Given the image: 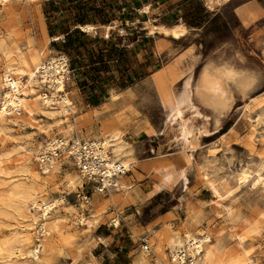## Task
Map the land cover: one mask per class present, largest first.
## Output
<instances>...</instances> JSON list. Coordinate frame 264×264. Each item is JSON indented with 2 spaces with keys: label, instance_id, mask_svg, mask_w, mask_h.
Instances as JSON below:
<instances>
[{
  "label": "rangeland",
  "instance_id": "1",
  "mask_svg": "<svg viewBox=\"0 0 264 264\" xmlns=\"http://www.w3.org/2000/svg\"><path fill=\"white\" fill-rule=\"evenodd\" d=\"M75 1L77 0H0V73L11 65L27 68L26 60L29 61L42 47L50 50L48 56L65 54L68 72L64 86L73 104L72 112L58 113L56 109L44 108L39 97L36 99L34 95H28V103H37L41 111L33 110L29 117L23 115L16 121L9 119L7 115L0 118V157L16 149L30 153L16 171L12 170L13 178H0V264H25L28 260V264H130L141 254H144L148 262L158 264L159 261L169 259V239L180 238L186 232L212 235L219 264H264V122L247 110L236 125L232 137L222 135L221 143L216 141L226 131L227 125L237 121L240 116L237 111L242 99L234 98L233 109L224 117L222 128L210 129L211 134L204 130L195 135L186 127V136L180 128L181 143L177 146L180 154L174 156L171 163L152 166L153 170H149L144 176L136 172H132V175L125 173L126 175L116 178L115 186L103 192L91 189L88 206L82 205L75 195L83 180L71 161L58 160L48 168L47 173H43L37 155L46 144V137L51 139L55 136L76 135L82 140L94 139L100 134V126L107 122L119 124L126 110L122 107L117 109L123 99L110 102L115 99L111 96L112 93L120 92L130 85L121 66L114 67L112 61L109 63L106 74L110 76L111 82L106 87L111 86L112 81L113 87L105 91L97 90L95 95L87 96L79 85L83 79L80 65L77 64L80 57L73 51L68 55L57 49V43L63 40V32L67 28H79L78 25H73L76 15L72 8ZM200 1L208 12L201 25L204 27L203 31L199 35L205 44L206 53L222 42L235 45L238 42L245 52V74L251 71L257 74V79L252 75L241 77L233 66L224 65L220 68L223 96L214 98L201 85L203 98L221 108L225 107L228 80H234L241 87V94L244 96L260 93L264 90V65L252 57L251 40L261 42L264 48V0H221L219 3ZM247 1L257 4L260 10L257 14H250L251 19L255 20L240 28L233 8ZM157 2L158 0H128L130 6L120 8L118 16L121 15V19L117 24L118 29L124 31L120 42L124 43L125 33L129 36L132 34V26H139V30L145 28L149 21L155 20L157 11L154 13L152 10L157 7ZM79 6L87 9L83 18L88 22L98 19L93 9H89L92 6L101 10L102 16L111 13L116 7L112 0H80ZM128 10L133 16L130 20L124 18ZM168 21L171 19L168 18ZM123 23L128 27H121ZM93 32L94 30L86 32L84 37L95 38L96 33ZM134 34V39H140L139 34ZM54 36L59 37L53 39ZM206 70L209 69L205 68L203 72ZM161 72L162 70H158L154 74ZM33 87L37 89L38 85L34 84ZM137 87L140 89L141 85ZM231 87L236 90L235 85ZM149 100L150 117L154 123H162L163 111L157 107L154 98ZM112 112L115 113L110 120L99 121L101 113ZM174 113L173 119H179ZM180 115L182 119L181 110ZM186 117H191V114ZM201 135L206 136L202 143L216 142L209 145L211 149H208L207 144H201L194 151L197 143L190 144L189 140ZM147 155L154 154L142 153L143 157ZM170 166L181 175L174 184L163 186L159 171L155 169ZM241 171L248 172L249 177L245 183L238 185L236 177ZM71 178H76L74 188L70 186ZM207 180H220L217 183L226 184L230 193L217 204V198L212 194ZM61 196L62 201L54 203L46 222V225L56 227L43 234L40 226L42 219L39 218L41 211L32 207L31 197L50 201ZM22 197L26 200L25 203L21 201ZM31 218H37L36 222L33 223ZM115 222L118 223L116 226L113 225ZM233 226L241 230L240 233H245L242 247L235 241ZM143 237H146L151 247L159 246L160 251L152 252L150 248L144 250L141 240ZM38 243L41 251L36 259L27 251L31 245Z\"/></svg>",
  "mask_w": 264,
  "mask_h": 264
},
{
  "label": "crops",
  "instance_id": "2",
  "mask_svg": "<svg viewBox=\"0 0 264 264\" xmlns=\"http://www.w3.org/2000/svg\"><path fill=\"white\" fill-rule=\"evenodd\" d=\"M181 1L158 0L157 7L152 10V12L157 11L156 13L154 12L156 14L155 20L149 21L145 28L139 30V26L138 28L132 26V34L129 36L125 33L124 43H119L120 47L129 51V56H135V63L133 60H130V72L131 74H137L139 77L124 90L116 92L117 96L114 100L110 101L111 103H115L117 100L123 99V102L117 106V109H121V107L126 109L124 116H121L119 120V124L117 122H107L104 126H100V134L95 139L102 138V128L116 127L121 131L123 140L128 145L130 151V160H134L130 164L131 167H127L128 171L126 174L132 175V172H136L144 176L147 175L146 173L149 170H153L152 166L171 163L174 156L180 154L177 146L181 143L179 135L180 123L182 121L186 127L190 128L191 134L195 135L199 131L204 130H207V133L211 134L210 129L216 130L222 128L224 117L233 109L235 97L242 99V103L237 111L240 116L235 123L227 125L226 131L216 139L217 142L221 143L222 135L228 138L232 137V133L236 131V125L244 117L247 110L254 117L257 115L259 120L263 121L264 90L255 95L244 96L241 94V87L234 80H228L225 107L221 108L220 105L208 102L203 98L200 82L205 68L214 69L220 75V68L222 66L231 65L238 71V75L241 77L252 75L257 79V74L255 71L245 74V52L238 42L236 45L234 43L222 42L214 50L206 53L205 44H203L202 38L199 36L204 27H189L183 21L181 17ZM113 2L116 7L111 13L103 14L102 18L86 23L93 26V33H96V37L104 40L109 38L122 40L123 37V30L118 29L117 22L121 19V15L118 16V13L121 12L123 7L126 8L130 4L127 3L128 0H112ZM117 4L122 5V7ZM259 10L260 8L257 4L247 1L236 5L233 8V13L240 23V28H243L245 24L249 25L255 20L254 18L251 19L250 14H257ZM128 14H131V12H127L124 18L130 20L127 16ZM168 18L171 21H168ZM174 24H182L186 32L179 37H173L171 34L156 30L157 28L152 33L149 31L152 25H161L163 28L169 29ZM121 27L127 28L128 26L123 23ZM133 33L139 34L140 39H134ZM61 35L63 34L61 33ZM114 35L118 36L115 37ZM142 38H145V41L142 42ZM251 43L253 44L252 57L264 65V48L261 42L251 40ZM158 58L162 59L159 60ZM112 62L115 67V61ZM158 70H162V72L158 75L154 74ZM257 73L259 72L257 71ZM231 83L233 85H230ZM137 85H141L140 89ZM234 85L236 90H233L231 87ZM151 97L154 98L157 107L164 113L162 123L156 124L150 117L151 102L149 98ZM246 97L247 100L245 99ZM245 103L247 107H245ZM178 108L183 114L181 121L177 118L173 119L174 112ZM115 112L108 114L101 113L98 116L99 121L105 122L110 120ZM189 113L191 117H186ZM204 138L206 136L201 135L199 138L189 140L190 144L197 143V146L193 149L194 151H197L201 144H207L208 149H210L209 145L216 142L204 141L202 143ZM109 143H112V141ZM111 147L112 151L113 148ZM112 152L114 153V151ZM144 152H151L154 155L143 157L142 153ZM122 176H118L117 179Z\"/></svg>",
  "mask_w": 264,
  "mask_h": 264
},
{
  "label": "bare ground",
  "instance_id": "3",
  "mask_svg": "<svg viewBox=\"0 0 264 264\" xmlns=\"http://www.w3.org/2000/svg\"><path fill=\"white\" fill-rule=\"evenodd\" d=\"M1 1H6V0H1ZM208 1H210L212 3H218L220 0H208ZM78 27L81 30H83L84 32H88L90 30H93V26L91 24H82V25H78ZM155 28H157L156 30H161L162 32H164L166 34H171L173 37H179L186 32V29L182 24H174L169 29H165L161 25H158V26L152 25L150 27L149 31L152 33V31ZM57 37L58 36H54L53 39H55ZM47 53H50V50L46 49V47H42L37 51V54L35 56L32 54L33 56L31 57V59L29 61L26 60L27 61V68L11 65V66H6L4 68V70L0 73V118L7 115L9 119H15V121H16L17 119H20L23 115H26L29 117V115L32 114L33 110L41 111V108L37 103H34V102L31 104L28 103V100H29V98L27 97L28 95H34V97L36 99L39 97L41 100V104L44 108L56 109L58 113H69V111L72 112V105L73 104H72V101L70 100L71 97L70 98L68 97V92H67V90H65V86H64V82H63L64 78L67 75L68 68H67V66H64L61 62H63L64 60H67L66 55L60 53L58 55L48 56ZM58 60H61V61H58ZM46 61H47L48 65L50 66V68L52 70L54 68V71H55V72L54 71L51 72L52 74L55 75L54 79H53V81H55V82H54V86H52V88H50L51 86L48 87L47 85L43 84V82L39 78V73L44 74V68H46V66L44 64ZM40 69H41V71H40ZM34 84L38 85L37 89H35L33 87ZM201 85H202V88L204 90H206L207 93L209 95H211L212 97L220 98L223 96V93H224L223 82L221 80L219 73L216 70L209 69V70L204 71L202 73V76H201ZM111 96L113 98H115L117 95H116V93H112ZM31 101H33V100H31ZM245 107H247L246 103H245ZM176 115L180 120H182L180 117L181 115H180L179 108L176 110ZM60 116H62V115H60ZM263 122H264V112H263ZM180 124H181L182 133L185 134L184 136H186V134H187L186 125L183 121ZM61 127L63 128L62 125H61ZM101 133H102V136H101L102 138L97 139V141L102 142L104 146H109V145L112 146L111 148H113L112 151H114V157L116 159H118L119 162L125 168L131 167L130 164L133 163L132 161H134V160H132V161L130 160V155H129L130 151H129L128 145L123 140V134L121 133V131L116 127H111L108 129L102 128ZM49 140H50L49 137H46V143L47 144H48ZM110 141H112V143H109ZM29 149H31V148H29ZM29 149H27V151ZM0 152H2V151H0ZM5 154L6 155L0 157V178L11 179L14 177L13 176L14 173L12 172V170L13 169L15 170L17 167H20L22 165V163L28 159V155L30 153L26 154V153H24V150L22 151V150L16 149L13 151H9L8 154L7 153H5ZM263 154H264V151H263ZM112 166H114V164H112ZM156 170L159 171L160 181L162 182L163 186H166L169 184H174L176 182V180L178 179V177L181 175L180 172H177L173 166L166 167L163 169H161L160 167H157ZM48 171H49V169L45 168L43 173L44 172L47 173ZM71 176H69V177H71ZM248 177H249L248 172L241 171L238 174V176L236 177L238 185L245 183ZM255 179H256V181L258 180L257 176ZM75 180H76V178H71V180H70V186L72 188L76 187ZM214 180H207V183L211 187L212 194L215 196V198H217L216 201L218 204V201L223 200V198H225V196H227L230 193V191H229L230 188H227L226 184L217 183L220 180H218L217 182H215ZM221 181H224V180H221ZM114 186H115V184H114ZM31 198H32V200L30 199L31 201L30 200L29 201H30V204L32 205V207L35 210L41 211L39 218L42 219V224L40 226H42L43 234H47L51 229L56 227L55 225H46L48 214L53 209L54 203L62 201L63 196L59 197L58 199L50 200V201H43L44 199L43 200L33 199V197H31ZM55 198H57V197H55ZM21 199L20 200L23 201V203L26 202V200H23L24 199L23 197ZM21 206H23V205H21ZM27 209H26V211H27ZM227 213H229V212H227ZM36 220H37V218H31V221L33 223L36 222ZM78 220H80V218H78ZM115 223H117V222H115ZM21 226H22V224H21ZM229 227L231 228V226H229ZM233 227H234L233 236L235 237V241L239 247H242V243L245 239V233H240L239 231H241V230H239V229L237 230L235 226H233ZM39 230L40 229H38V231ZM42 230H41V232H42ZM211 236H210V234H206V233L205 234H199V233L193 234L190 232H186L184 234V236H182L180 238L169 239V241L167 243L168 244L167 254L169 255V259L166 260L165 254L162 252V256L166 261H159L158 264H219L220 259L215 254L216 250L214 251ZM25 239H26V237L24 238V240ZM147 246L151 249L152 252L160 251L159 246L151 247L148 243H147ZM39 247H40L39 243L33 244L29 247L27 252L30 253L32 256H34L36 259H38L39 253L41 251ZM220 248H221V246H220ZM216 249H218V248H216ZM27 252H26V254H27ZM220 255H221V251H220ZM242 258L245 260L244 257H242ZM233 263H235V262H233ZM130 264H154V263L148 262L145 259L144 254H141V255L136 256L133 259V261L130 262ZM236 264H238V263H236Z\"/></svg>",
  "mask_w": 264,
  "mask_h": 264
},
{
  "label": "trees",
  "instance_id": "4",
  "mask_svg": "<svg viewBox=\"0 0 264 264\" xmlns=\"http://www.w3.org/2000/svg\"><path fill=\"white\" fill-rule=\"evenodd\" d=\"M80 0L75 1L73 5V11L76 18L73 20V25L86 24L88 21L83 18L86 8L79 6ZM93 9L96 17L98 19L102 18L101 10ZM130 19L133 18L132 14L127 15ZM208 12L203 7L200 0H183L182 3V13L181 17L183 21L189 27H199L201 26ZM63 40L57 43V49L62 50L66 54L70 55L73 51L76 53L79 60L77 64L80 65L82 80L80 81V89L85 95L91 96L95 95L97 90L105 91L107 88L113 87V81L111 86L106 87L111 81L110 76L106 73L109 70V63L115 61L116 67L121 66L122 70L126 75V81L128 84L133 83L138 79V75L135 73L131 74V61L135 63V56H129V51L120 47V40L115 38H109L104 40L99 37L92 39L85 38V32L79 28H74L70 30L67 28L64 32ZM136 34L133 33V37ZM145 38H142V42ZM129 71V73H128Z\"/></svg>",
  "mask_w": 264,
  "mask_h": 264
},
{
  "label": "built area",
  "instance_id": "5",
  "mask_svg": "<svg viewBox=\"0 0 264 264\" xmlns=\"http://www.w3.org/2000/svg\"><path fill=\"white\" fill-rule=\"evenodd\" d=\"M61 63L68 67V60H64ZM44 65L46 66L44 74L39 73V78L43 84L52 88L55 82L53 81L55 75L51 72L54 71V68L52 70L47 61ZM63 82H65V78ZM48 144L46 143L37 155L38 163L44 170L51 167L58 160L68 159L71 161L83 180V184L76 191L75 195L84 206L90 204L91 189L99 192L108 190L111 186H114L118 176L128 171L114 157L110 146H104L97 139L82 140L75 136H55L49 140ZM117 224L113 223L114 226ZM141 240L143 241L142 248L148 250L146 237L141 238Z\"/></svg>",
  "mask_w": 264,
  "mask_h": 264
}]
</instances>
